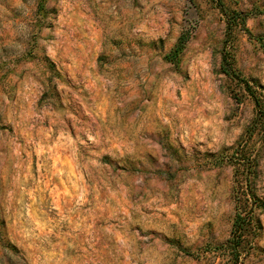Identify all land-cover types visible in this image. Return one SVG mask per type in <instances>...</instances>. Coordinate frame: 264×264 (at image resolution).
Returning a JSON list of instances; mask_svg holds the SVG:
<instances>
[{"label":"rangeland","instance_id":"obj_1","mask_svg":"<svg viewBox=\"0 0 264 264\" xmlns=\"http://www.w3.org/2000/svg\"><path fill=\"white\" fill-rule=\"evenodd\" d=\"M40 1L0 0V264H232L243 172L264 264V0Z\"/></svg>","mask_w":264,"mask_h":264},{"label":"trees","instance_id":"obj_2","mask_svg":"<svg viewBox=\"0 0 264 264\" xmlns=\"http://www.w3.org/2000/svg\"><path fill=\"white\" fill-rule=\"evenodd\" d=\"M43 2L44 0H41L39 3L40 9L42 8ZM180 43H182V40ZM233 159H235V157L228 159V163L236 166L238 171L245 166L243 161H233ZM246 170L248 171L249 169L246 167ZM237 173L238 172H236V174ZM242 174V179L235 180L234 197L237 215L232 229V237L227 241L223 251L224 255L229 257V261L232 262V264H240L242 260L249 255L251 243L248 245L247 239L249 236L252 238L257 237L260 231L259 221L255 216V206L259 203V200L252 191L255 180L252 178L250 179V177H248L249 175L245 172ZM247 245L249 248L246 247Z\"/></svg>","mask_w":264,"mask_h":264}]
</instances>
